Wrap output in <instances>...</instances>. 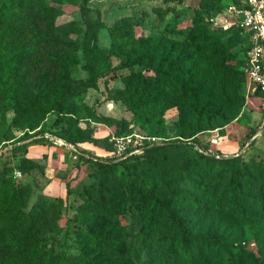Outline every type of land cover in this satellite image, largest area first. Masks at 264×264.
I'll list each match as a JSON object with an SVG mask.
<instances>
[{"label": "rangeland", "instance_id": "374dc122", "mask_svg": "<svg viewBox=\"0 0 264 264\" xmlns=\"http://www.w3.org/2000/svg\"><path fill=\"white\" fill-rule=\"evenodd\" d=\"M83 1L0 0L2 88L13 91L29 81L30 76L22 82L21 77L37 58L40 62L33 75L43 74L49 62H54L62 64L61 69L67 66L73 77L86 79L88 65L94 64L88 49L97 9L105 23L100 46L130 48L133 43L146 44L148 39L170 46L173 39H186L198 24L207 21L211 12L221 15L225 7L219 12L220 8L230 0H90L89 8L83 7ZM123 18L130 24L115 38L113 25ZM239 42L231 48L238 56L233 61L236 68H240L243 53ZM18 55L22 58L17 59ZM154 59L150 62L151 59L143 58L110 71L99 78L97 88L70 89L64 93L65 100L57 104L59 86L47 83L27 89V102L23 96H0V189L4 179L26 188L29 185L31 195L25 204L29 211L45 186L53 190L50 197L57 199L62 197L57 187L69 182V195L64 194L61 206L46 211L45 225L39 234L41 249L59 254V264H83L81 253L88 251L93 253L90 257L97 258L92 264H228L231 255L238 251L244 252L242 257L247 264H264V211L246 207L245 216H237L218 191L214 202L199 203L194 171L209 164L194 147L183 143L197 141L227 156L242 153V162L260 165L264 162V131L248 140L250 132L263 120L257 99L241 81L238 95L243 99L232 106L206 104L200 99L195 104L174 106L161 121L144 125L133 117L124 100V77L134 71L154 75ZM110 62L115 66L119 59L112 57ZM93 109L126 118L130 123L128 133L165 135L173 142L142 165H121L118 169L93 162L78 166L66 147L49 142L10 148L17 138L41 128L49 133H73L76 129L86 133L95 126L102 129L99 137L112 135L114 127L95 122L91 117ZM62 115L71 116L72 122L57 124L55 121ZM24 155L43 161L45 173L41 169L21 171L19 159ZM248 168L245 167L246 172ZM47 175L50 180L55 178L52 185ZM100 191L108 198L102 207L103 214L108 215L96 222L89 212L94 208L91 199ZM110 192L114 193L112 199ZM109 223L118 230L105 234ZM56 228H62V232ZM87 231L103 237L100 251ZM30 253L26 252L18 264H26ZM43 258L40 264H49L45 255Z\"/></svg>", "mask_w": 264, "mask_h": 264}, {"label": "trees", "instance_id": "16d2710c", "mask_svg": "<svg viewBox=\"0 0 264 264\" xmlns=\"http://www.w3.org/2000/svg\"><path fill=\"white\" fill-rule=\"evenodd\" d=\"M89 1L84 0L83 7L89 8ZM244 2L245 0H230L220 8L219 12L230 4L242 6ZM96 13L97 18L90 31L91 43L88 49L89 57L94 64L88 65V77L86 79L73 77L67 70V66L65 69H61L63 68L62 64L49 62V65H47V60L43 61V65H47L46 71L43 74L33 75L34 70L38 68L37 63L40 62V58H37L24 72L21 82L28 79L29 76L31 79L13 91L0 86V96H23L27 102L26 92L28 90L36 89L47 83L59 86L55 97V100H58L57 104L65 100L64 93L70 89L86 91L89 87L97 88L99 78L107 76L110 71L114 72L120 67L139 62L143 58L151 59L150 62H152V58H155L153 63L154 75L134 71L124 77L125 87L123 91L126 93L124 100L127 101L133 117L144 125L161 121L168 109L174 106H185L188 102L195 104L197 100L202 99L206 104L229 107L235 104L236 101L243 99L242 96L238 95V89L241 81L247 84L243 67L250 47L248 34L237 26L228 30L214 29L209 18L216 16V13L211 12L207 21L198 24L186 39L181 41L173 39L174 41L171 42L170 46L153 43L148 39V43H133L130 48H124L116 44H113L110 48L100 46V32L105 23L101 17V11L97 9ZM129 24L130 21L126 18L117 21L112 28L113 36L118 38L123 31L127 30ZM236 42L242 44L243 50L242 57L239 59L240 68H236L233 63L238 56L231 52V48L235 46ZM112 57L119 59L118 65H111L110 59ZM20 58L22 56L18 55L17 59ZM256 99L260 108V101L258 98ZM91 117L95 122L114 127L113 133L116 135L131 134L128 133L130 123L124 117L118 118L107 115L97 109L92 110ZM72 120L71 116L62 115L55 122L67 125ZM259 129L260 126L250 132L248 135L249 141L254 138ZM76 130L73 133L59 130L49 133L41 128L31 133V135H22L17 138L16 144L11 145L10 148L13 150L25 145L28 148L29 145L43 144L44 142L56 145L52 139L46 136L49 134L56 138H62L67 143L76 146L77 151H74V154L77 155L78 166L93 162L110 169H118L121 165H142L149 157L155 156L158 150L166 148L168 143L173 142V139L165 135L147 133L146 135L157 136L165 140L163 143H154L147 146L142 153L132 154L124 160H117L99 156L80 146V144L88 142L101 147L105 151H110L113 149V144L109 141L111 135L104 138L97 137L95 126L90 127L86 133H78L79 129ZM183 143L194 147L199 156L209 164L207 168L199 166L194 171L193 184L196 191L198 190L196 196L200 198L198 199L199 203L210 204L214 202L218 191L219 194L221 193V199L231 206L237 216H245L246 207L264 211V170L262 166L264 162H260V165L242 162V153L227 156L217 153L211 148H206L197 141L188 143L187 140H184ZM246 147H249V144ZM2 156L3 153L0 154V157ZM19 164L21 171L24 173L33 172L36 169H41L45 173V165L27 155L19 159ZM245 167H249L247 172ZM225 178L226 183H224ZM27 187L26 185H18L15 181L9 179L3 180V186L0 189V264H18L20 258L28 251L31 253L25 261L26 264H40L44 261V255L45 261L49 264H59L61 260L59 254L54 253L52 250L44 251L41 249L39 234L45 225L43 215L46 211L61 206L64 198L49 197L40 191V197L27 211L25 204L28 196L31 195V188L29 185ZM66 187L68 196L70 193L69 182L66 183ZM219 189L221 190L219 191ZM95 196L91 199V206H94V208L89 213L94 221L101 222L104 214H107L106 212L103 214L102 207L106 204L108 198L103 191L98 192ZM108 196L112 199L114 193L110 192ZM105 229V234L118 230H115V224L113 223H109ZM56 230L62 232V228H56ZM87 234L100 251L103 237L91 231H87ZM89 252L81 253L83 264H92L97 260L95 256L90 257L93 253ZM243 253V251H238V253L231 255L228 264H247V260L242 257L244 256ZM251 264L259 263L252 261Z\"/></svg>", "mask_w": 264, "mask_h": 264}, {"label": "built area", "instance_id": "2783aa9c", "mask_svg": "<svg viewBox=\"0 0 264 264\" xmlns=\"http://www.w3.org/2000/svg\"><path fill=\"white\" fill-rule=\"evenodd\" d=\"M219 16H211L209 19L216 29L228 30L237 26L248 34L250 47L243 69L247 78L249 94L259 99L260 111L263 115L260 129L254 136L255 138L261 131H264V0H245L242 6L230 4L222 10ZM46 136L52 139L56 145L65 146L72 152L73 157L77 158V155L74 154V151H77L76 146L67 143L62 138H56L49 134ZM164 140V138L142 133L127 135L113 133L109 139L113 144V149L98 155L124 160L132 154L142 153L147 146L163 143Z\"/></svg>", "mask_w": 264, "mask_h": 264}, {"label": "crops", "instance_id": "0c3cea01", "mask_svg": "<svg viewBox=\"0 0 264 264\" xmlns=\"http://www.w3.org/2000/svg\"><path fill=\"white\" fill-rule=\"evenodd\" d=\"M101 131H102V129L101 128H96V132H95V135L97 136V137H99V136H101V135H99L100 133H101ZM38 144H35V145H33V146H37ZM81 146L83 147V148H85V149H87V150H89V152H92V153H96V154H102V153H100L98 150L99 149H102V148H100V147H98V146H95L94 144H92V143H88V142H86V143H82L81 144ZM61 147V146H60ZM67 149V148H66ZM68 150V149H67ZM103 150V149H102ZM104 152H105V150H103ZM70 152V151H69ZM71 154H72V152H70ZM30 158H32V159H34V160H36L37 162H39V163H41V164H43V165H45V163L43 162V161H41V160H39V159H36V158H34V157H30ZM48 177V179H47V181H50L49 183H50V185H52L53 184V182H54V179L55 178H53L52 180H50V175H47ZM46 181V182H47ZM63 185V186H62ZM62 185H60V186H58L57 187V190L59 191L60 190V194H61V196L63 197L64 196V194L66 193L67 194V187H66V184H62ZM62 187V188H61ZM44 195H46V196H49L50 197V194H52L53 193V190L51 189V190H49V188L47 187V186H45V188H43V190L41 191ZM49 194V195H48Z\"/></svg>", "mask_w": 264, "mask_h": 264}]
</instances>
